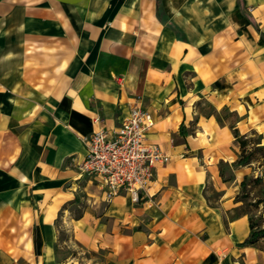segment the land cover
<instances>
[{
  "label": "crops",
  "instance_id": "1",
  "mask_svg": "<svg viewBox=\"0 0 264 264\" xmlns=\"http://www.w3.org/2000/svg\"><path fill=\"white\" fill-rule=\"evenodd\" d=\"M137 106L171 159L108 203L84 138ZM232 128L264 149V0H0V264H264Z\"/></svg>",
  "mask_w": 264,
  "mask_h": 264
},
{
  "label": "built area",
  "instance_id": "2",
  "mask_svg": "<svg viewBox=\"0 0 264 264\" xmlns=\"http://www.w3.org/2000/svg\"><path fill=\"white\" fill-rule=\"evenodd\" d=\"M94 124L99 125L100 120L95 119ZM155 124L153 116L137 106L117 129L100 127L84 138L86 156L78 169L99 183L108 203L123 193L139 203L154 184L158 165L170 161L158 145L148 142Z\"/></svg>",
  "mask_w": 264,
  "mask_h": 264
},
{
  "label": "trees",
  "instance_id": "3",
  "mask_svg": "<svg viewBox=\"0 0 264 264\" xmlns=\"http://www.w3.org/2000/svg\"><path fill=\"white\" fill-rule=\"evenodd\" d=\"M219 121L222 122L221 120ZM232 131H233V134L235 135L237 142L240 144V147L242 148L241 156L239 160L236 162L237 167L249 166V165L254 164L255 159H253V154H252V150H253L252 148L254 147L258 148L257 150L263 154V160H264V149L262 147L256 146L258 139H256L255 137L252 138V137L243 136L235 128H232ZM260 164L263 165L264 163H260ZM248 180L250 179H246L245 181H243L241 185V188H242L241 191L243 193L242 194L243 197H245V194H246L245 190L247 189V187H249ZM262 182L263 180L260 177H258V178L253 179L252 183L258 184L261 186ZM240 197L241 195L238 198L240 199ZM263 203H264V199L263 197H261L260 199L254 200L251 205L255 210L257 209L260 212V209ZM245 212L252 213L251 211H245ZM250 220H251V223H250V229H251L250 234L251 235L246 240L244 245L256 246L258 245V243L264 240V226L262 225L264 222L263 212L262 211L260 212V217H257V219L251 217Z\"/></svg>",
  "mask_w": 264,
  "mask_h": 264
},
{
  "label": "rangeland",
  "instance_id": "4",
  "mask_svg": "<svg viewBox=\"0 0 264 264\" xmlns=\"http://www.w3.org/2000/svg\"><path fill=\"white\" fill-rule=\"evenodd\" d=\"M203 109H206L207 113H209L208 106L204 107ZM221 117L222 118L225 117L226 119H228L230 121H234V120H232L231 116L226 114V113H224L222 115H218L219 120H221ZM252 149H253L252 150L253 159H255L254 164L258 165V163H264L263 162L264 161L263 160V154L257 150L258 148L254 147ZM252 182H253V179L248 180L249 187H247V189L245 190L246 191L245 197H243V195H242L243 193L241 192L240 200H242L244 203L241 211H251L253 218L257 219V217H260L259 210H257V209L255 210L251 204H252L253 200L260 199L262 197V191H261L260 185L253 184ZM261 211L262 210L260 209V212ZM63 254H64V252H63ZM67 254L68 253L65 252V255H67ZM74 255L78 256V254H76V253ZM67 256H70V255H67ZM78 257H79V259H84L82 264H87L88 259L95 260L96 264L100 263V261H102L104 259V256L102 255L101 252H99V253H82Z\"/></svg>",
  "mask_w": 264,
  "mask_h": 264
}]
</instances>
